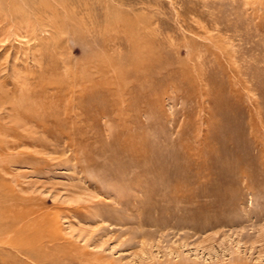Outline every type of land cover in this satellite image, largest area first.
<instances>
[{"label": "rangeland", "instance_id": "374dc122", "mask_svg": "<svg viewBox=\"0 0 264 264\" xmlns=\"http://www.w3.org/2000/svg\"><path fill=\"white\" fill-rule=\"evenodd\" d=\"M32 1L0 0V215L21 231L1 237L27 250L14 255L264 264V0ZM99 81L106 103L75 105Z\"/></svg>", "mask_w": 264, "mask_h": 264}, {"label": "bare ground", "instance_id": "6f19581e", "mask_svg": "<svg viewBox=\"0 0 264 264\" xmlns=\"http://www.w3.org/2000/svg\"><path fill=\"white\" fill-rule=\"evenodd\" d=\"M12 1V0H11ZM14 1V0H13ZM28 4L31 3L32 5H35L32 1V0H25ZM40 4V3H39ZM43 7V6H41ZM2 11V10H1ZM0 11V34H3L4 33V29L6 28L7 25H10L8 23H11V21H9L8 19H6L3 15H1V12ZM12 18H15V16L13 15ZM21 22V21H20ZM22 23V22H21ZM12 24V23H11ZM17 24H15L16 26ZM16 30H24V26L21 24V25H18L16 26L15 28ZM7 32V31H6ZM5 34V33H4ZM35 36V35H34ZM27 77V76H26ZM107 83H105L103 81V84L99 82H93V83H89V84H86V85H80L81 88L80 91H82L83 93L80 94V98L78 97L77 98V102L75 103V105H79L80 107H83V106H101L100 104L107 101L108 99H106L105 97H102L100 98L99 101H97V99H95V95L98 94V93H102L104 92V90L106 89V85ZM73 89V88H72ZM109 91V90H108ZM20 92H23L25 93V96L27 97H32V92H30V88L29 87H25V89H20ZM73 94H77V91L75 90H72ZM108 94V93H107ZM24 94H22L23 96ZM34 95V94H33ZM97 97V96H96ZM92 98V99H91ZM98 98V97H97ZM109 98V97H108ZM86 99V100H85ZM95 99V102H92V103H88L90 101H94ZM74 99L71 98V102L73 101ZM115 100V99H114ZM70 102V103H71ZM97 103V104H96ZM106 103V102H105ZM104 103V104H105ZM74 103L72 102L71 105H73ZM106 105V104H105ZM108 105V104H107ZM29 109V108H28ZM31 111V110H30ZM34 112V111H32ZM24 113V112H23ZM26 113V112H25ZM35 113V112H34ZM37 114V113H35ZM23 115V114H22ZM26 118L28 120H30L31 122L33 121H37V120H41V118H39V116L37 115H32V114H25ZM4 214L0 215V264H8L10 261H9V255L8 254H12L14 255L15 253L18 255V254H25L27 252V250L24 248V246L21 244L20 240L19 239H12V238H8V239H5V237H1V235L3 234H9V233H15L16 235H18L21 231H19L18 227H17V223H18V218L15 217V216H7L5 215L4 217H2ZM36 223L37 220H36ZM7 240H11V241H7ZM10 242V243H8ZM3 244H9V246L12 248V251L10 249L4 251L3 248L1 246H3ZM14 251V252H13ZM31 254V253H30ZM15 258H13V264H23V262L21 261V259H19L16 255H14ZM30 256H33V255H30ZM35 257V256H34ZM34 259V258H33Z\"/></svg>", "mask_w": 264, "mask_h": 264}]
</instances>
